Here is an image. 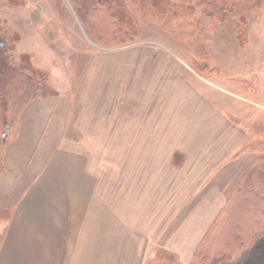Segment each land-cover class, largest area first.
Segmentation results:
<instances>
[{
  "label": "rangeland",
  "instance_id": "rangeland-1",
  "mask_svg": "<svg viewBox=\"0 0 264 264\" xmlns=\"http://www.w3.org/2000/svg\"><path fill=\"white\" fill-rule=\"evenodd\" d=\"M254 2L241 0L225 20L216 21L199 10L192 16L181 14L191 0H167L169 6L164 13L144 17L140 16L135 4L125 0L124 4L136 20L137 33L132 41L120 43L117 40L123 36L109 33L112 29L104 10L93 14L99 25L101 21L107 25L103 27L107 32L100 31V40L85 28L73 0H0V29L16 37L14 61L19 62L23 55L26 56L33 69L31 72L40 75L37 78L34 75L33 81L15 91V96L9 100L0 140L15 131V122L25 101L41 93L51 92L49 96L62 93L71 98L74 120L69 129L70 139L78 142L83 139L87 146L93 144L95 156L99 155L104 165L107 159L114 161L122 156L123 131L133 127L129 119H135L139 111L151 107L152 97L154 101L158 93L159 97L170 99L176 116L160 119L166 130H162V137H156L157 143H154L171 145L173 162L180 154L178 177L165 175L160 188H164L167 203L171 200L174 208L176 205L178 208L172 216L165 214L161 218L165 220L163 239L169 240L167 243L174 242L173 248L159 250L156 260H145L143 264H264V232L231 260L195 256L197 246L209 231L206 245L213 249L216 246L230 191L259 156L256 149L264 141V4L255 6ZM158 72L164 78L156 88L153 75ZM42 78L46 79V87L37 81ZM184 82H189V88L197 90V95L193 93L192 96L190 92L187 96L191 90L185 91ZM93 93L99 94L97 105L87 104ZM131 94L134 96L132 102L138 98L147 101H143V105L130 103L127 96ZM204 102L213 112L224 114L243 133L229 138L228 155L221 161L208 153L201 154V149L224 148V142L213 137L186 136L189 121ZM103 113H110V126L105 122L103 129L114 136L95 134L93 120L97 121L95 117ZM82 117L86 136H79L80 130L76 128L75 120ZM125 118L127 126H124ZM154 119L151 123L158 125L157 116ZM177 121L181 125L176 129L178 133L174 130ZM92 124L94 135L87 136L88 131L93 133ZM194 163L192 170L189 165ZM203 164H217V167H211L209 172L212 173L205 177ZM194 177L202 180L200 183L195 180L193 186ZM226 179L228 194L224 201ZM184 193L189 194L184 196ZM246 197L232 198L234 220L238 217L236 207L239 202L242 207ZM154 205L149 208L148 215ZM258 206L255 204V209ZM245 211L243 222L249 216ZM5 217L1 215L0 227H4L6 238L10 218ZM169 228L173 236L167 234ZM233 231L228 223L226 236ZM175 243L185 249L181 251L189 250L187 245L196 243L192 252L190 250L192 260H182L181 254L174 249Z\"/></svg>",
  "mask_w": 264,
  "mask_h": 264
},
{
  "label": "crops",
  "instance_id": "crops-1",
  "mask_svg": "<svg viewBox=\"0 0 264 264\" xmlns=\"http://www.w3.org/2000/svg\"><path fill=\"white\" fill-rule=\"evenodd\" d=\"M161 74H152L156 88L164 78ZM188 83L182 84L185 91L191 90L187 96L190 92L197 95ZM132 97L127 96L130 103L143 105L147 101L138 98L132 102ZM91 98L87 104L100 103L98 93ZM204 104L189 121L186 136L224 142V148L201 149V154L221 161L228 155L229 138L243 133L224 114ZM151 105L129 119L133 127L123 131L122 156L114 161L107 159L102 165L93 144L89 148L83 139L73 141L68 135L74 120L69 95L39 94L25 101L15 131L0 140V219L1 215L10 218L6 238L4 227H0V264H143L156 260L159 250L173 248L174 242L163 239L165 220L161 218L172 216L178 206L174 208L171 200L167 203L160 187L165 175L178 177L180 154L173 162L171 145L154 142L166 130L160 119L175 117L176 113L170 99L158 93ZM109 114L96 116L97 121L92 119L97 136H114L103 129L105 122L110 126ZM156 116L158 125H153ZM75 122L79 136H86L84 118ZM124 122L127 126L128 119ZM92 126L93 133L88 131L87 136L94 135ZM179 126L177 121L176 133ZM203 165L205 177L212 173L211 167H217ZM189 166L195 169V163ZM243 171H239L241 175ZM195 180L200 183L202 179L194 177L193 186ZM224 184L225 201L227 179ZM168 230L167 234L173 236V230ZM195 246L188 244L189 250L181 251L185 249L178 243L174 249L182 260H192ZM182 253L186 255L182 257Z\"/></svg>",
  "mask_w": 264,
  "mask_h": 264
},
{
  "label": "trees",
  "instance_id": "trees-1",
  "mask_svg": "<svg viewBox=\"0 0 264 264\" xmlns=\"http://www.w3.org/2000/svg\"><path fill=\"white\" fill-rule=\"evenodd\" d=\"M76 5L78 14L80 15L85 28L98 39H102L100 31L107 32L103 27L106 24L99 25L94 20L93 14L99 10L106 12V17L109 18L111 29L110 34H122L123 38L117 40L120 43L132 41L137 33V23L132 16V11L125 4V0H73ZM136 5L141 17L157 15L164 13L167 6V0H129ZM191 4L185 5L181 14L188 16L194 15L199 10L202 15H206L216 21L225 20L235 9L236 5L241 0H191ZM157 2V4H156ZM255 6L264 4V0H255ZM160 5H163L162 7ZM102 19V18H101ZM103 19H105L103 17ZM102 19V20H103ZM107 20V19H105ZM96 21V22H95ZM99 25V26H98ZM5 29L3 32L0 29V128L5 125L6 114L9 109V100L15 96V91H19L22 86H25L29 81H33L39 77V74L31 72V66L26 56L19 62L13 55L16 37L10 36ZM116 41V40H115ZM10 58L13 60L10 61ZM33 70V69H32ZM33 73V74H32ZM46 79H38L40 85L46 87ZM44 81V84H42ZM45 90L44 87H42ZM52 93H41L43 96H49ZM259 156L255 159L252 166L247 171L244 178L238 182L230 191V196L227 198L225 209L227 213L224 215L223 226L218 237L216 246L213 248L206 245V241L210 236V231L206 233L202 241L197 246L195 256L201 259L213 258L215 260H231L244 249L249 248L252 243L264 232V141L257 146L256 149ZM247 197L243 199L242 207L239 202L236 207L238 217L233 219L231 213L233 197ZM255 204L258 208L255 209ZM262 205V207H261ZM250 206V207H249ZM261 208V209H260ZM263 209V210H262ZM247 211L249 216L243 222L244 211ZM245 211V212H246ZM252 211V212H250ZM250 212V213H249ZM235 213V212H234ZM241 214V215H240ZM233 228V233L226 236L225 228L227 224ZM210 230V229H209Z\"/></svg>",
  "mask_w": 264,
  "mask_h": 264
}]
</instances>
